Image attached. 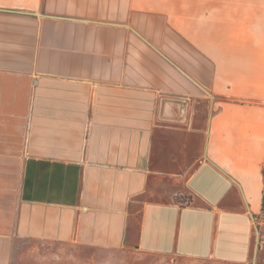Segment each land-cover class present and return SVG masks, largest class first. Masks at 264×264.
<instances>
[{
	"label": "crops",
	"instance_id": "obj_1",
	"mask_svg": "<svg viewBox=\"0 0 264 264\" xmlns=\"http://www.w3.org/2000/svg\"><path fill=\"white\" fill-rule=\"evenodd\" d=\"M231 1L0 0V264H264V28Z\"/></svg>",
	"mask_w": 264,
	"mask_h": 264
},
{
	"label": "rangeland",
	"instance_id": "obj_2",
	"mask_svg": "<svg viewBox=\"0 0 264 264\" xmlns=\"http://www.w3.org/2000/svg\"><path fill=\"white\" fill-rule=\"evenodd\" d=\"M224 2V0H222ZM226 1V0H225ZM231 0H227L230 2ZM234 5V15L241 14L243 17H248L250 20H254L252 27L264 28V0H232ZM237 13V14H235ZM262 166H264V161ZM186 200L187 196H180L178 200ZM257 226L260 232V237L264 240V207L262 213L257 219Z\"/></svg>",
	"mask_w": 264,
	"mask_h": 264
},
{
	"label": "trees",
	"instance_id": "obj_3",
	"mask_svg": "<svg viewBox=\"0 0 264 264\" xmlns=\"http://www.w3.org/2000/svg\"><path fill=\"white\" fill-rule=\"evenodd\" d=\"M263 175H264V166H263Z\"/></svg>",
	"mask_w": 264,
	"mask_h": 264
}]
</instances>
